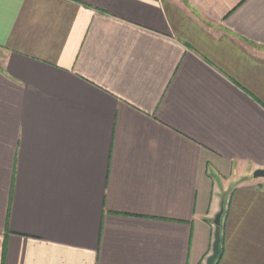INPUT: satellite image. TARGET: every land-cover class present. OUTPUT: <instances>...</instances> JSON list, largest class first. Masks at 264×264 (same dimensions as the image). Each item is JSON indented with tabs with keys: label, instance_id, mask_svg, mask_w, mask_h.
Instances as JSON below:
<instances>
[{
	"label": "crops",
	"instance_id": "obj_1",
	"mask_svg": "<svg viewBox=\"0 0 264 264\" xmlns=\"http://www.w3.org/2000/svg\"><path fill=\"white\" fill-rule=\"evenodd\" d=\"M259 169L264 0H0V264H264Z\"/></svg>",
	"mask_w": 264,
	"mask_h": 264
},
{
	"label": "water",
	"instance_id": "obj_2",
	"mask_svg": "<svg viewBox=\"0 0 264 264\" xmlns=\"http://www.w3.org/2000/svg\"><path fill=\"white\" fill-rule=\"evenodd\" d=\"M254 178L264 179V169H259L253 174ZM223 211L220 212L215 219V240L213 243L212 254L209 256L205 264H216L219 259L221 251V224H222Z\"/></svg>",
	"mask_w": 264,
	"mask_h": 264
},
{
	"label": "rangeland",
	"instance_id": "obj_3",
	"mask_svg": "<svg viewBox=\"0 0 264 264\" xmlns=\"http://www.w3.org/2000/svg\"><path fill=\"white\" fill-rule=\"evenodd\" d=\"M254 177V176H253ZM217 180L218 181H222V179L221 178H217L216 179V182H217ZM221 184H223V187H221V188H225V190L226 189H228V187H227V185H226V183L225 182H222ZM220 186H222V185H220ZM225 195H227V193H225ZM225 198H226V196H224ZM224 199V198H223ZM223 213H224V210H223ZM215 226V225H214ZM215 228H216V226H215Z\"/></svg>",
	"mask_w": 264,
	"mask_h": 264
},
{
	"label": "trees",
	"instance_id": "obj_4",
	"mask_svg": "<svg viewBox=\"0 0 264 264\" xmlns=\"http://www.w3.org/2000/svg\"><path fill=\"white\" fill-rule=\"evenodd\" d=\"M221 258V252H220V255H219V259ZM219 259H218V261H219Z\"/></svg>",
	"mask_w": 264,
	"mask_h": 264
}]
</instances>
